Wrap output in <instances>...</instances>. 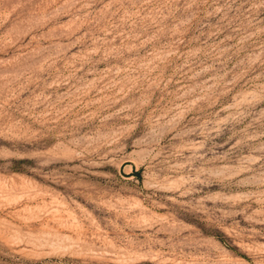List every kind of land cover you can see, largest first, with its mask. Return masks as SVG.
I'll return each mask as SVG.
<instances>
[{"label": "rangeland", "instance_id": "rangeland-1", "mask_svg": "<svg viewBox=\"0 0 264 264\" xmlns=\"http://www.w3.org/2000/svg\"><path fill=\"white\" fill-rule=\"evenodd\" d=\"M0 264H264V0H0Z\"/></svg>", "mask_w": 264, "mask_h": 264}, {"label": "trees", "instance_id": "trees-1", "mask_svg": "<svg viewBox=\"0 0 264 264\" xmlns=\"http://www.w3.org/2000/svg\"><path fill=\"white\" fill-rule=\"evenodd\" d=\"M133 173H134V174H137V172H136V171H134Z\"/></svg>", "mask_w": 264, "mask_h": 264}]
</instances>
